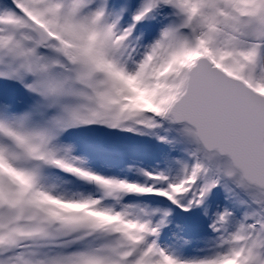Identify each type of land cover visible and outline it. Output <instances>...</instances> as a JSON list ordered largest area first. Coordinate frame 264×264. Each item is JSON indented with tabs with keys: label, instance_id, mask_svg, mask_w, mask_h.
Instances as JSON below:
<instances>
[{
	"label": "rangeland",
	"instance_id": "rangeland-1",
	"mask_svg": "<svg viewBox=\"0 0 264 264\" xmlns=\"http://www.w3.org/2000/svg\"><path fill=\"white\" fill-rule=\"evenodd\" d=\"M10 1L24 11L16 17L26 28L10 30L0 52V179L9 193L7 205L0 202V264H264V198L241 187L224 159L200 151L186 127H170L161 118L200 52L264 93V0H175V7L166 0H121L126 15L117 26L113 8L102 10L100 0ZM5 10L0 3V17ZM26 16L41 23L52 41L40 48ZM131 17L138 22L130 35ZM10 37L18 45L11 52ZM57 47L71 66L57 58ZM84 84L98 97L100 119L93 139L79 141L62 134V118L75 113L78 95L85 100ZM25 97L45 105L35 120L26 115ZM81 106L88 114L90 103ZM131 120L146 125L150 138ZM5 139L19 140V150ZM40 154L67 166L72 176L38 171ZM133 166L134 180L150 178V192L176 195L178 211L168 222L176 227L172 239L157 232L158 209L139 198H124L113 222L75 212L80 206L73 204L87 205L75 200L84 194L93 214L108 208L90 194L93 186L110 191L126 184L122 190L129 193L131 183L122 175ZM17 178L28 185L27 237L19 223L7 225ZM36 209L47 214L45 224Z\"/></svg>",
	"mask_w": 264,
	"mask_h": 264
},
{
	"label": "water",
	"instance_id": "water-1",
	"mask_svg": "<svg viewBox=\"0 0 264 264\" xmlns=\"http://www.w3.org/2000/svg\"><path fill=\"white\" fill-rule=\"evenodd\" d=\"M33 25L39 40L47 41ZM163 117L188 127L206 155L226 160L243 184L264 197L263 93L199 54Z\"/></svg>",
	"mask_w": 264,
	"mask_h": 264
},
{
	"label": "bare ground",
	"instance_id": "bare-ground-1",
	"mask_svg": "<svg viewBox=\"0 0 264 264\" xmlns=\"http://www.w3.org/2000/svg\"><path fill=\"white\" fill-rule=\"evenodd\" d=\"M8 14V12L6 13V15ZM184 44H185V41H183L180 45L181 47V56H183V51H184ZM12 264V263H11Z\"/></svg>",
	"mask_w": 264,
	"mask_h": 264
}]
</instances>
